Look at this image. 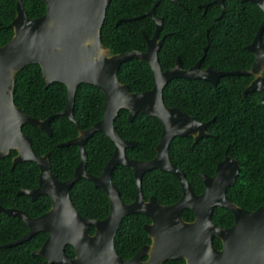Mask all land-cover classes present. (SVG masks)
Wrapping results in <instances>:
<instances>
[{"label": "trees", "instance_id": "16d2710c", "mask_svg": "<svg viewBox=\"0 0 264 264\" xmlns=\"http://www.w3.org/2000/svg\"><path fill=\"white\" fill-rule=\"evenodd\" d=\"M31 19L43 16L46 5L43 0H22ZM156 0H110L101 37L105 47L112 54L147 49L145 35L152 36L155 23L150 17L133 22H117L123 18H133L145 14ZM182 4L163 0L156 8L158 17L164 19L162 35L165 42L159 52L163 70L175 65L178 56L185 65L192 64L203 55L209 32L211 45L205 63L220 69L250 68L253 55L244 49L256 35L263 20L261 9L252 4H241L239 0H227L226 12L221 21L217 20L220 8L211 4L207 12L199 7L213 0H179ZM16 0H0V47L8 44L14 36L10 27L17 16ZM188 20V22H185ZM264 43V33L262 36ZM118 78L130 86L132 92L148 91L154 87L149 65L139 59L124 62ZM241 77H224L217 88L201 80L175 79L164 90L165 102L169 107L179 108L201 121L210 122V137L197 144L191 137H177L171 144L172 162L183 169L192 188L201 193L204 183L199 174L213 175L218 163L228 154L241 163V174L229 190L231 199L239 206L255 210L264 205V107L258 93L241 99V90L233 84ZM244 81L249 78L242 77ZM248 83V82H247ZM15 103L33 118L46 120L65 110L67 88L61 83L46 87L39 65H29L17 75ZM105 95L93 85L82 84L76 93L74 116L80 129L87 130L99 122L104 115ZM129 112L122 110L115 126L126 140L138 141L127 154L137 160H151L156 156L163 125L158 118L139 113L133 122L128 120ZM53 136L31 125H25L23 132L33 141L39 156L53 151L50 157L51 168L61 181L70 180L81 161L79 147L70 145L59 147L75 139L78 127L67 116H58L52 121ZM88 154L87 171L100 176L115 151L114 142L103 133H96L86 143ZM16 151L0 160V205L21 209L33 218L45 214L52 201L47 195L33 201L20 195L22 189H36L40 182V167L35 162H24L13 168ZM113 181L121 192L122 200L131 203L137 195L136 179L133 171L120 165L113 173ZM146 199L157 196L165 205L176 203L182 196L178 178L170 172L153 170L143 180ZM72 200L80 214L89 219L104 220L110 213V201L101 188L88 179H80L71 190ZM184 218L192 221L195 214L184 212ZM214 220L223 227L234 224V215L224 208H216ZM151 220L145 215L127 216L116 236V248L124 259L132 258L144 245L151 242L144 225ZM95 233L93 227L89 228ZM29 232V227L20 219L0 213V246L16 241ZM47 238L46 233L36 235L32 240L14 248H0V264H49L33 252L39 250ZM221 247L220 239H215ZM69 256H75L72 246L66 248ZM184 260L167 264H184Z\"/></svg>", "mask_w": 264, "mask_h": 264}, {"label": "water", "instance_id": "95a60500", "mask_svg": "<svg viewBox=\"0 0 264 264\" xmlns=\"http://www.w3.org/2000/svg\"><path fill=\"white\" fill-rule=\"evenodd\" d=\"M16 1L17 16L10 25L14 36L8 44L0 47V160L16 151L13 168L24 162L37 163L41 171L39 187L19 193L34 201L41 195H48L52 199V208L45 215L32 218L19 209L7 210L0 206V211L23 220L30 228L26 236L5 248L17 247L37 234L47 232L48 240L33 255L45 258L50 264H162L176 259H185L186 264H264V205L255 211L245 210L227 194V189L240 174V162L227 156L219 164L214 177L201 175L206 191L202 195L195 194L185 172L171 161L170 147L176 137L191 136L197 143L210 136L207 124L179 108L168 107L164 100L165 86L173 79H201L216 86L223 75L253 74L255 79L245 93L259 92L264 106V45L261 41L264 21L253 43L246 47L255 55L249 71L201 70V62L185 71L180 60L175 67L163 71L159 60L163 41L158 40L163 21L155 15L156 6L162 0H157L147 13L157 22L154 38H147V51L120 54H112L102 43L101 32L110 0H43L46 13L36 19L29 18L22 0ZM243 1H251L264 11V0ZM216 2L224 5L223 0ZM131 59H140L150 66L155 82L152 90L132 93L127 84L121 83L118 78L120 67ZM34 64L41 67L46 87L61 83L67 88L66 109L46 120L27 115L15 103L17 75ZM82 84L102 90L106 97L104 117L89 130L79 129L77 138L59 145H77L82 158L74 176L63 182L52 172L50 157L53 151L44 156L36 154L33 141L23 132V127L31 125L52 136L51 123L59 115L67 116L77 124L74 107L77 90ZM123 109L130 111L131 121L140 112L162 121L164 131L153 160L139 161L127 155L126 150L137 143L124 140L115 127V120ZM96 133L105 134L115 143L114 155L100 177L87 172L85 145ZM119 165L129 167L135 173L138 193L132 203L122 200L113 181V172ZM154 169L170 172L180 180L183 195L174 205L165 206L156 197L145 200L143 176ZM82 178L92 181L109 196L110 214L106 219L85 218L76 208L71 190ZM216 207L234 213L232 227L224 228L213 220ZM187 209L195 212L194 222L184 219ZM133 214H143L152 220L145 229L153 244L142 248L132 259L125 260L117 251L116 236L124 219ZM90 227L96 229L95 235L89 233ZM216 237L222 240V249L215 246ZM68 245L74 247L75 258L67 254ZM147 255L150 258L144 261Z\"/></svg>", "mask_w": 264, "mask_h": 264}, {"label": "flooded vegetation", "instance_id": "af4514ba", "mask_svg": "<svg viewBox=\"0 0 264 264\" xmlns=\"http://www.w3.org/2000/svg\"><path fill=\"white\" fill-rule=\"evenodd\" d=\"M157 1V0H156ZM156 1L154 2V4L156 3ZM163 1V0H162ZM161 1V2H162ZM170 1H172V2H176V3H178V4H182L179 0H170ZM17 2V1H16ZM160 2V3H161ZM223 2H224V5H222L221 4V2H216V0H213L212 2H209V3H206V4H199V7L200 8H202V9H204V12L206 13L207 12V10H208V8L210 7V5L211 4H216V5H218L219 6V8H220V13H219V15L217 16V20L218 21H221L222 19H223V17H224V15H225V12H226V2H227V0H223ZM239 2L241 3V4H245V3H252L251 1H243V0H239ZM159 3V4H160ZM45 4V3H44ZM153 4V5H154ZM158 4V5H159ZM252 4H254V5H256V6H258L257 4H255V3H252ZM157 5V6H158ZM157 6H156V8H157ZM224 6V7H223ZM153 7V6H152ZM152 7H151V9H152ZM259 7V6H258ZM260 9H261V11H262V13H263V20H262V22H261V24L263 23V21H264V11H263V9L261 8V7H259ZM150 9V10H151ZM149 10V11H150ZM156 10V9H155ZM149 11H147L145 14H143V15H141V16H138V17H133V18H128V19H126V18H123V19H120L119 21H121L120 23H119V21L117 22V25H119V24H121V23H123V22H133V21H135V20H137V19H141V18H143V17H150V18H152L153 19V21H154V23H155V30H154V33H153V35L150 37V36H147L145 33H144V35H145V40H146V45H147V49H148V43H147V38H150V39H152V38H154V36H155V33H156V29H157V22H156V20L152 17V16H149V15H147V13L149 12ZM46 13V12H45ZM155 15H156V12H155ZM42 17V16H41ZM156 17L157 18H160V19H162V21H163V24H162V28H161V31H160V34H159V37H158V40L159 41H163L162 42V45H161V47H160V50H161V48H162V46H163V43L165 42V39H166V35H162V29H163V25H164V19L163 18H161V17H158L157 15H156ZM185 22H188V20H186ZM119 23V24H118ZM261 24H260V26H261ZM260 26H259V28H260ZM259 28H258V31H259ZM258 31H257V33H258ZM257 33H256V35H257ZM263 33H264V30H263V32H262V35H261V41H262V44L264 45V43H263V39H262V36H263ZM256 35L254 36V38H253V40L250 42V43H248V44H246V45H244V49L245 50H247V51H249L246 47L248 46V45H250V44H252L253 43V41L255 40V38H256ZM210 45H211V39H210V35H209V32L207 33V44L203 47V55L201 56V58L200 59H198L196 62H194V63H192V64H187V65H185L184 63H183V61H182V59H181V57L180 56H178V58H177V60H176V63H177V61L178 60H180V63H181V65H182V68L185 70V71H188V70H191L192 68H194L199 62H201V64H200V69L201 70H206V69H208V68H213V69H215V70H217V71H220V72H236V71H249V70H251L252 69V65H253V63H254V60H255V55L251 52V51H249L252 55H253V61H252V63H251V67L250 68H235V69H220V68H217V67H215L214 65H211V64H206L204 61V59H205V57H206V55H207V52H208V50H209V48H210ZM147 49L145 50V51H140V52H146L147 51ZM205 49H207L206 51H205ZM160 50H159V52H160ZM134 51H137V50H134ZM130 52H132V51H130ZM126 53H128V52H126ZM140 60V59H139ZM160 60V59H159ZM142 61V60H141ZM176 63H175V65H176ZM161 64V63H160ZM175 65L173 66V67H175ZM150 67V66H149ZM162 67V66H161ZM173 67H171V68H173ZM171 68H168V69H166V70H169V69H171ZM151 69V68H150ZM162 70H163V68H162ZM166 70H163V71H166ZM153 76V75H152ZM227 76H230V77H241V79H235L234 81L235 82H237V84H233L234 86H235V88H236V90H241V92H242V94H241V99L242 100H245L250 94H252V93H258L259 94V96H260V99H261V104H262V96H261V94L259 93V92H257V91H251V92H248V93H245V91H246V89L250 86V84H251V82L255 79V75H253V74H240V75H236V74H227V75H223V76H221L219 79H218V81H217V85L215 86L212 82H209V81H204V80H201V79H189V78H177V79H185V80H201V81H204V82H206V83H208V84H210V85H212V87L213 88H217V86H218V84H219V82L224 78V77H227ZM248 77L249 78V81H248V79L246 80V81H244L243 79H242V77ZM263 76H264V73H263ZM154 80V79H153ZM173 80H175V79H173ZM172 81V80H171ZM170 81V82H171ZM169 82V83H170ZM248 82V83H247ZM122 83V82H121ZM123 84V83H122ZM81 86V85H80ZM129 86V85H128ZM154 86H155V82H154ZM167 86V85H166ZM165 86V87H166ZM130 87V86H129ZM154 88V87H153ZM152 88V89H153ZM152 89H150V90H152ZM131 90V89H130ZM150 90H148V91H150ZM165 90V89H164ZM132 92V91H131ZM143 92H146V91H143ZM132 93H140V92H132ZM67 95H68V93H67ZM106 98V97H105ZM164 100H165V98H164ZM76 101V100H75ZM68 102V101H67ZM106 102V101H105ZM166 103V102H165ZM167 105V104H166ZM67 106V105H66ZM105 106V105H104ZM168 106V105H167ZM262 106H263V104H262ZM169 107V106H168ZM264 107V106H263ZM75 108V107H74ZM66 109V108H65ZM123 110H126V109H123ZM181 110V109H180ZM122 111V110H121ZM120 111V112H121ZM128 111V110H127ZM183 111V110H182ZM63 112V111H62ZM61 112V113H62ZM120 112H119V114H120ZM129 112V115H128V120L130 121V122H133L134 120H135V118L131 121L130 119H129V116H130V111H128ZM183 112H185V111H183ZM141 113V112H140ZM185 113H187V112H185ZM59 114V113H58ZM119 114H118V116H119ZM139 114V113H138ZM137 114V115H138ZM144 114V113H143ZM188 115H190V116H193V115H191V114H189V113H187ZM136 115V116H137ZM146 115V114H145ZM59 116H64V115H59ZM117 116V117H118ZM148 116V115H147ZM103 117H104V115H103ZM149 117H151V116H149ZM193 117H195V118H197L196 116H193ZM69 118V117H68ZM156 118V117H155ZM103 119V118H102ZM101 119V120H102ZM117 119V118H116ZM198 119V118H197ZM71 120V119H70ZM100 120V121H101ZM160 120V119H159ZM199 120V119H198ZM72 121V120H71ZM77 121V120H76ZM99 121V122H100ZM161 121V120H160ZM200 122H202V123H206L207 124V132L210 134V136H212V134L208 131V127H209V124H210V122H207V121H201V120H199ZM73 122V121H72ZM115 122H116V120H115ZM74 123V122H73ZM98 123V122H97ZM96 123V124H97ZM161 123H162V121H161ZM52 124V123H51ZM77 125V127H78V131H79V126H78V124H76ZM95 125V124H94ZM93 125V126H94ZM162 125H163V123H162ZM92 126V127H93ZM52 127V126H51ZM91 127V128H92ZM116 127V126H115ZM90 129V128H89ZM89 129H87V130H89ZM117 129V128H116ZM82 130V129H81ZM53 131V130H52ZM163 131H164V128H163ZM119 132V131H118ZM120 134V133H119ZM162 134H163V132H162ZM79 135V134H78ZM121 135V134H120ZM53 136V135H52ZM210 136H208V137H210ZM78 137V136H77ZM76 137V138H77ZM122 137V136H121ZM161 137H162V135H161ZM188 137H191V136H188ZM123 138V137H122ZM177 138V137H176ZM191 138H193V140H194V144H197L201 139H203V138H201L197 143H195V138L194 137H191ZM204 138H206V137H204ZM91 139V138H90ZM124 139V138H123ZM124 140H126V139H124ZM71 141V140H70ZM89 141V140H88ZM126 141H130V142H136L137 143V145L135 146V147H133V148H128V149H134V148H136L138 145H139V143H138V141H135V140H126ZM160 141H161V139H160ZM174 141V140H173ZM68 143V142H67ZM87 143V142H86ZM160 143V142H159ZM63 144H65V143H63ZM115 144V143H114ZM61 145V144H60ZM158 146V145H157ZM60 147V146H59ZM85 149H86V145H85ZM127 149V150H128ZM127 150H126V153H127ZM87 152V151H86ZM115 152V151H114ZM79 153H80V148H79ZM114 155V154H113ZM128 155V154H127ZM81 156V155H80ZM129 156V155H128ZM156 156H157V147H156ZM155 156V157H156ZM227 156H229V157H231V158H233V159H235V160H238V159H236V158H234V157H232V156H230L229 154H228V151L226 152V154H225V158L223 159V160H221L219 163H218V165H217V167H216V170H215V173L213 174V175H208V174H205V175H208V176H210V177H214L215 175H216V172H217V168H218V166H219V164L222 162V161H224L225 159H226V157ZM8 157V156H7ZM113 157V156H112ZM130 157V156H129ZM154 157V158H155ZM131 158V157H130ZM153 158V159H154ZM171 158V157H170ZM82 159V158H81ZM132 159H134V158H132ZM153 159H151V160H153ZM135 160H137V159H135ZM151 160H139V161H151ZM110 161V160H109ZM172 161V160H171ZM239 162H240V160H238ZM81 162V161H80ZM80 164V163H79ZM108 164V163H107ZM120 166V165H119ZM124 166V165H123ZM177 166V165H176ZM78 167V166H77ZM106 167V166H105ZM118 167V166H117ZM126 167V166H125ZM178 167V166H177ZM129 168V167H128ZM180 168V167H179ZM240 168H241V163H240ZM77 169V168H76ZM105 169V168H104ZM116 169V168H115ZM131 169V168H130ZM181 169V168H180ZM132 170V169H131ZM154 170H158V169H154ZM183 170V169H182ZM76 171V170H75ZM115 171V170H114ZM133 171V170H132ZM151 171H153V170H150V171H148V172H146L145 174H144V176H143V180H144V177H145V175L147 174V173H149V172H151ZM160 171H162V170H160ZM184 171V170H183ZM88 172V171H87ZM103 172H104V170H103ZM103 172H102V174H103ZM166 172V171H165ZM185 172V171H184ZM114 173V172H113ZM133 173H134V171H133ZM75 174V173H74ZM101 174V175H102ZM186 174V173H185ZM202 174H204V173H200L199 174V176H200V178H201V180L203 181V179H202V177H201V175ZM240 174H241V170H240ZM240 174L238 175V177L240 176ZM91 175V174H90ZM100 175V176H101ZM174 175V174H173ZM94 176V175H93ZM100 176H95V177H100ZM134 176H135V173H134ZM187 176V175H186ZM238 177H237V179H238ZM112 178H113V175H112ZM135 179H136V177H135ZM237 179H236V182H237ZM179 180V179H178ZM187 180H188V178H187ZM90 181V180H89ZM63 182H65V181H63ZM92 182V181H91ZM179 182H180V180H179ZM188 182H189V180H188ZM235 182V183H236ZM115 183V182H114ZM203 183H204V190L201 192V193H197L193 188H192V186H191V188H192V190L194 191V193L195 194H197V195H202V194H204V192L206 191V184H205V182L203 181ZM235 183L233 184V185H235ZM180 184H181V182H180ZM189 184H190V182H189ZM95 185V184H94ZM116 185V184H115ZM136 185H137V180H136ZM191 185V184H190ZM232 185V186H233ZM232 186H230L228 189H227V194H228V190L232 187ZM39 187V186H38ZM181 187H182V185H181ZM98 188V187H97ZM118 188V187H117ZM37 189V188H36ZM102 189V188H101ZM119 189V188H118ZM142 189H143V182H142ZM22 190H26V189H22ZM31 190H35V189H31ZM104 190V189H103ZM21 191V190H20ZM105 191V190H104ZM120 191V190H119ZM106 193V192H105ZM121 193V192H120ZM137 193H138V189H137ZM20 194V193H19ZM107 194V193H106ZM143 194H144V191H143ZM182 195H183V188H182ZM41 196H44V195H41ZM41 196H39V197H41ZM48 196V195H47ZM108 196V195H107ZM228 196H229V194H228ZM29 197V196H28ZM38 197V198H39ZM136 197H137V195H136ZM152 197H156L157 198V196H155V195H152L149 199H146V197H145V194H144V198H145V200L146 201H149ZM230 197V196H229ZM31 198V197H30ZM37 198V199H38ZM51 198V197H50ZM108 198H109V196H108ZM122 198V197H121ZM181 198H182V196H181ZM180 198V199H181ZM231 198V197H230ZM32 199V198H31ZM36 199V200H37ZM179 199V200H180ZM33 200V199H32ZM35 200V201H36ZM135 200H136V198H135ZM134 200V201H135ZM157 200L159 201V199L157 198ZM178 200V201H179ZM34 201V200H33ZM51 201H52V199H51ZM109 201H110V199H109ZM133 201V202H134ZM177 201V202H178ZM233 201V200H232ZM160 202V201H159ZM176 202V203H177ZM234 202V201H233ZM132 203V202H131ZM161 203V202H160ZM234 203H236V202H234ZM161 204H163V203H161ZM175 204V203H174ZM174 204H172V205H174ZM237 204V203H236ZM163 205H165V204H163ZM238 205V204H237ZM1 207H3L2 205H0ZM165 206H171V205H165ZM239 206V205H238ZM263 206V205H262ZM241 207V206H240ZM261 207V206H260ZM259 207V208H260ZM4 209H7V208H5V207H3ZM51 208H52V205H51ZM51 208L49 209V211L51 210ZM216 208H222V207H216ZM215 208V209H216ZM241 208H243V207H241ZM10 209H17V208H10ZM215 209H214V212H215ZM224 209H226V208H224ZM243 209H245V208H243ZM258 209V208H257ZM257 209H255V210H257ZM7 210H9V209H7ZM19 210H21V209H19ZM187 210H190V209H187ZM228 210V209H227ZM245 210H248V209H245ZM255 210H249V211H255ZM21 211H23V210H21ZM49 211H47L46 213H48ZM186 211V210H185ZM184 211V212H185ZM192 211V210H191ZM230 211V210H229ZM24 212V211H23ZM214 212H213V217H214ZM232 212V211H231ZM0 213H5L4 211H0ZM26 213V212H25ZM45 213V214H46ZM193 213L195 214V212L193 211ZM233 213V212H232ZM7 216H9L7 213H5ZM27 214V213H26ZM45 214H43V215H45ZM110 214V213H109ZM29 215V214H28ZM43 215H41V216H43ZM141 215H143V214H141ZM233 215H234V213H233ZM30 216V215H29ZM41 216H39V217H41ZM109 216V215H108ZM146 216V215H145ZM9 217H11V216H9ZM31 217V216H30ZM39 217H37V218H39ZM147 217V216H146ZM183 217H184V214H183ZM16 218V217H15ZM33 218V217H32ZM149 218V217H148ZM150 219V218H149ZM185 219V218H184ZM195 219H196V214H195V218L192 220V221H188V220H186L187 222H194L195 221ZM21 220V219H20ZM97 220V219H96ZM151 220V219H150ZM213 220H214V218H213ZM234 220H235V215H234ZM23 221V220H22ZM215 221V220H214ZM24 222V221H23ZM216 222V221H215ZM25 223V222H24ZM152 223V220L149 222V223H146L145 225H144V228L146 227V225H150ZM217 223V222H216ZM26 224V223H25ZM218 224V223H217ZM234 224H235V221H234ZM233 224V225H234ZM27 225V224H26ZM219 225V224H218ZM232 225V226H233ZM28 226V225H27ZM219 226H221V225H219ZM232 226H230V227H232ZM223 227V226H222ZM230 227H224V228H230ZM94 228V227H93ZM95 229V228H94ZM29 231H30V228H29ZM145 231H146V229H145ZM147 232V231H146ZM29 233V232H28ZM27 233V234H28ZM41 233H46L47 234V238H46V240H45V242H44V244L46 243V241L48 240V238H49V233H47V232H41ZM89 233H90V231H89ZM95 233H96V229H95ZM95 233L94 234H91V235H95ZM40 234V233H39ZM147 234H148V232H147ZM38 235V234H37ZM26 236V235H25ZM148 236H149V234H148ZM34 238V237H33ZM32 238V239H33ZM149 238H150V236H149ZM31 239V240H32ZM215 239H220V238H214V244H215ZM150 240H151V242L150 243H148V244H146V245H144L143 247H141V249L142 248H144L145 246H149V245H152L153 244V240L150 238ZM221 240V239H220ZM14 242V241H13ZM221 242H222V240H221ZM12 243V242H11ZM11 243H9V244H11ZM9 244H7V245H9ZM24 244V243H23ZM44 244L42 245V247L44 246ZM7 245H3V246H0V248H5V246H7ZM22 245V244H21ZM69 246V245H68ZM67 246V247H68ZM215 246L217 247V245L215 244ZM41 247V248H42ZM66 247V248H67ZM40 248V249H41ZM74 248V247H73ZM217 248H219V249H222L223 248V242H222V245H221V247H217ZM5 249H8V248H5ZM39 249V250H40ZM140 249V250H141ZM139 250V251H140ZM38 251V250H37ZM138 251V252H139ZM36 252V251H35ZM66 252H67V250H66ZM76 252V251H75ZM137 252V253H138ZM34 253V252H33ZM137 253L133 256V257H135L136 255H137ZM68 254V253H67ZM71 258H75L76 257V253H75V256L74 257H72V256H70ZM132 257V258H133ZM132 258H130V259H132ZM150 257L147 255V256H144V261H148V259H149ZM130 259H125V260H130ZM179 260H184V264H186V260L185 259H176V260H166V261H163L162 262V264H167L168 262H171V261H179ZM50 264V263H49Z\"/></svg>", "mask_w": 264, "mask_h": 264}]
</instances>
